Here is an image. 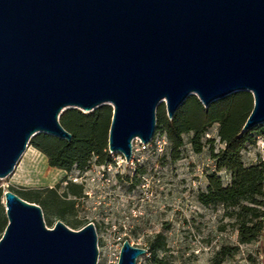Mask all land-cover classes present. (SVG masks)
Masks as SVG:
<instances>
[{"label": "water", "instance_id": "obj_1", "mask_svg": "<svg viewBox=\"0 0 264 264\" xmlns=\"http://www.w3.org/2000/svg\"><path fill=\"white\" fill-rule=\"evenodd\" d=\"M253 94L243 126L264 123V0H0V178L39 133L67 140L69 108L113 107L109 150L133 154L150 142L157 109L171 118L190 95L205 107ZM8 224L0 264H97L98 235L4 192ZM147 249L125 240L117 264Z\"/></svg>", "mask_w": 264, "mask_h": 264}, {"label": "rangeland", "instance_id": "obj_2", "mask_svg": "<svg viewBox=\"0 0 264 264\" xmlns=\"http://www.w3.org/2000/svg\"><path fill=\"white\" fill-rule=\"evenodd\" d=\"M254 127L241 152L246 166L264 165V123ZM218 129V123L207 129L200 152L192 143L194 132L185 133L175 159L167 134L156 127L150 142L133 141L130 161L108 149L111 161L99 164L93 157L84 168L75 165L70 170L51 166L48 157L29 144L13 172L0 178V238L8 224L4 192L17 190L41 201L37 204L50 228L58 220L75 230L94 223L97 264H117L125 240L147 249L137 264H211L224 247L230 253L226 264H264V227L256 240L241 243L232 214L237 208L207 206L199 200L210 185L209 173L217 171L224 185L231 181V173L217 170L211 154L213 147L218 152L225 146ZM260 207L264 211V204ZM157 243L162 248L153 258L149 250Z\"/></svg>", "mask_w": 264, "mask_h": 264}, {"label": "trees", "instance_id": "obj_3", "mask_svg": "<svg viewBox=\"0 0 264 264\" xmlns=\"http://www.w3.org/2000/svg\"><path fill=\"white\" fill-rule=\"evenodd\" d=\"M254 97L249 91H237L212 102L205 107L196 95H190L179 106L173 117H169L164 104L157 109V131L165 132L172 143L173 156L179 158L184 145L183 135L194 132V149H203V136L214 123L219 124L218 135L224 148L216 152L211 149L217 170L231 173V181L224 185L217 171L209 173V187L200 193L199 200L207 206L225 204L237 216L239 239L241 243L256 240L264 227V165L246 166L242 159V150L252 139L253 127L243 131V126L253 108ZM113 117L111 105H101L90 112L78 108H69L61 115V123L71 132L72 139L67 140L48 133L35 135L30 144L43 152L53 167L70 170L73 166L84 168L93 157L99 164L111 161L109 157V130ZM23 199L41 204V201L28 193L13 190ZM1 193V192H0ZM160 243L150 247L153 258L161 249ZM229 249L224 247L211 264H226L224 260Z\"/></svg>", "mask_w": 264, "mask_h": 264}, {"label": "bare ground", "instance_id": "obj_4", "mask_svg": "<svg viewBox=\"0 0 264 264\" xmlns=\"http://www.w3.org/2000/svg\"><path fill=\"white\" fill-rule=\"evenodd\" d=\"M136 140H139V138H136ZM135 141V140H134Z\"/></svg>", "mask_w": 264, "mask_h": 264}]
</instances>
